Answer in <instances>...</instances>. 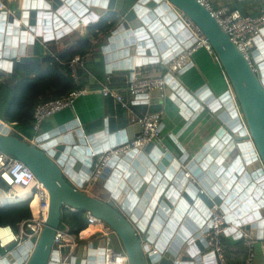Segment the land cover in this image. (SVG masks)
Wrapping results in <instances>:
<instances>
[{"label": "water", "instance_id": "1", "mask_svg": "<svg viewBox=\"0 0 264 264\" xmlns=\"http://www.w3.org/2000/svg\"><path fill=\"white\" fill-rule=\"evenodd\" d=\"M4 2L11 14L0 16V71L7 77L19 64L45 62L49 56L34 55L39 39L61 41L71 34L83 39L95 25L110 31L102 48L106 73L129 74L154 62L163 73L193 43L177 16L182 13L209 43L231 88L241 124L234 107L224 108L227 114L225 110L217 114L222 127L202 151L210 147L205 156L200 152L191 158L181 150L182 157L165 169L166 161L158 164L159 154L151 153L150 143L141 151L113 157L96 182L89 183L93 156L131 141L128 130L109 136L102 131L86 134L69 123L27 139L16 131V123L0 120V153L22 163L48 193L47 216L37 238L0 248V257L5 256L0 264L108 263L113 250L105 253L106 240L101 237L79 245L75 256H70L69 246L54 247L65 210L89 213L102 221L114 232L128 264H213V255L205 253L204 237L210 213L195 200L199 187L223 202L227 233L234 240L247 235L264 242V44L260 40L247 60L198 0H14V6ZM232 9L243 17L257 16L240 1ZM164 80L169 87L178 86L169 74ZM205 90L185 96L181 110L185 106L209 111ZM182 93L181 88L177 94ZM169 96L165 88L137 99L143 98L149 104L148 114H155ZM228 98L224 94L218 103ZM185 171L196 184L184 177ZM87 184L90 194L83 190Z\"/></svg>", "mask_w": 264, "mask_h": 264}, {"label": "built area", "instance_id": "2", "mask_svg": "<svg viewBox=\"0 0 264 264\" xmlns=\"http://www.w3.org/2000/svg\"><path fill=\"white\" fill-rule=\"evenodd\" d=\"M198 1L207 8L242 55L247 60H250L251 51L256 48L258 40L261 41L262 31H264V5L260 8L256 17H243L237 11L230 10L226 6L215 8L208 0ZM2 13L11 14L4 0H0V16ZM177 16L189 32L193 43L184 49L166 67L167 74L173 75V77L190 64L191 57L197 50L203 49L208 54L214 56L209 43L197 27L182 13H178ZM84 59L85 57L75 56L68 63L70 76L74 84L73 90L64 97L49 99L38 103L33 108L31 123L33 137L40 133L41 127L47 119L72 108L78 99L85 97L89 93L96 92L102 98L113 101L122 109H128L127 97L135 99L139 96L147 95L151 91H163L166 88L164 75L148 77L144 76L138 70H133L130 73V78L126 82L124 93L111 88L109 78H106L105 82L100 84L96 90L81 87L79 85L78 72L84 68ZM131 122L141 126L139 134L131 141L93 156L89 183L96 182L103 168H105L108 161L113 157L126 154L132 150L141 151L150 143H160V114H146L142 117H134ZM184 177L190 181H194L188 172L184 173ZM0 180L4 183V186L0 187V208L10 204L28 202L30 209L31 218L22 222L16 232L12 231L10 227H0V248H4L11 243H15V247H18L29 242L32 238H37L41 232L48 211V193L45 187L35 179L22 163L1 153ZM199 193L205 196L209 203L210 227L204 235L207 249L210 252L209 254L213 255L216 264H227L224 256L222 238L227 233L228 224L224 220V214L221 211L220 205L215 203L213 198L205 190H199ZM84 214L87 230L91 228L95 229L93 234L97 233L101 238L106 240L107 249H105V253L107 250H113L112 259L108 263L104 262V264H128L123 250L120 247H115V244L118 246L119 244L114 232L102 221L94 218L89 213ZM73 238L74 235L70 234L66 229H61L56 232L53 245L56 249L65 246L71 248L68 244L73 243ZM242 243L247 252L245 264H252L254 258V240L244 235L242 237ZM4 257L1 256L0 261Z\"/></svg>", "mask_w": 264, "mask_h": 264}, {"label": "crops", "instance_id": "3", "mask_svg": "<svg viewBox=\"0 0 264 264\" xmlns=\"http://www.w3.org/2000/svg\"><path fill=\"white\" fill-rule=\"evenodd\" d=\"M208 1L215 8L226 6L230 10H233L232 6L240 1L247 12L256 14L264 5V0ZM109 32L108 29V33L99 35L97 40L89 36L91 49L89 54L85 56L84 68L79 75V85L91 90H96L99 88L100 84L105 82L106 78H109L110 87L124 93L126 82L130 78V73H112L113 71L111 70V73L108 74L106 73L107 64L103 61L102 48L106 44L105 40L109 36ZM78 40L79 38L75 34L64 36L61 41L52 40L47 43H42L39 39L40 42L38 41L39 43H37V50L34 55L40 57L49 56L50 46H53L56 52L61 48H73ZM261 43L264 44V34L261 37ZM135 70L142 72L144 76L148 77L163 76L168 73L167 70L162 73L160 71V64L156 62L151 64L148 63ZM0 73L3 76V82L10 78L7 77L5 73L1 71ZM173 78L177 81L178 86L173 88L166 85L170 98H166L161 111L158 113L161 115V141L158 144L154 143L151 150V153L154 154L157 152L159 154V156H157L158 164L161 165V160L166 161L167 166H163L165 169H168L173 161H178L182 157L183 152L187 153L188 157L190 156L191 158L200 152L202 153L206 146L210 144V141L216 135L217 131L222 127L217 117L220 111L223 112L225 109L230 110L234 107L235 112L238 113L237 120L239 124H241L240 113L235 104L231 88L215 56L208 54L203 49L197 50L191 57L190 64L183 68ZM9 83L13 84L14 81L10 80ZM181 88L183 89V93L178 95L177 93ZM203 88L206 89L205 91L209 94L206 98L209 104L206 105H210L211 109L208 108L209 111H207V109L204 108L202 111H197L184 106V109L181 110L180 104L183 105L185 96L187 98L189 95H195ZM224 94L229 95L227 102L223 104L218 103V99ZM126 99L128 109H122L113 101L102 98L96 92L89 93L85 97L78 99L72 108L47 119L43 123L38 135L45 134L56 126L72 123L75 124L77 128H81L86 134L102 131L105 136H109L117 132L128 130V134L134 138L139 134L140 128L139 124L132 123L131 120L134 117H142L148 114L149 104H144L143 98L132 99L127 97ZM206 100L204 99L203 102ZM216 103L218 105L215 106ZM226 110L224 113L227 114ZM125 135L124 133L121 138H125ZM209 149L206 150V153H202V155L205 156ZM181 150L183 152H181ZM182 169H184V166ZM187 180L191 183L195 181ZM221 187H223L222 184ZM83 190L89 194L92 191L88 184ZM199 190L204 189L199 187L195 200H199V203H204V206L209 208L208 201L205 196L199 193ZM213 201L219 205L223 203L217 196ZM94 230L95 229L91 228L85 232H81V234L77 236L74 235L73 243L68 244L71 246L72 250L70 256H75L79 245L99 239V234H93V232H95ZM224 238L234 242L232 234L226 233ZM115 247L119 246L115 244ZM205 253L208 254L210 252L207 249ZM211 263L216 264L214 260H211ZM252 264H264V242L254 241V258Z\"/></svg>", "mask_w": 264, "mask_h": 264}, {"label": "trees", "instance_id": "4", "mask_svg": "<svg viewBox=\"0 0 264 264\" xmlns=\"http://www.w3.org/2000/svg\"><path fill=\"white\" fill-rule=\"evenodd\" d=\"M108 27L95 25L88 29L87 35L79 39L73 48H61L55 51L49 47V57L44 63L17 65L9 79L2 81L0 73V120L16 123V131L31 139L33 108L41 102L66 96L74 89L68 63L75 56L89 54L91 43L89 36L97 40L99 35L107 34ZM78 72V75H80ZM80 77V76H79ZM14 81L13 84L9 81ZM31 218L28 202L6 205L0 208V227H10L16 232L18 226ZM61 229L72 235H79L87 230L83 212L64 211ZM224 256L227 264H245L247 252L242 239L234 242L222 238Z\"/></svg>", "mask_w": 264, "mask_h": 264}, {"label": "rangeland", "instance_id": "5", "mask_svg": "<svg viewBox=\"0 0 264 264\" xmlns=\"http://www.w3.org/2000/svg\"><path fill=\"white\" fill-rule=\"evenodd\" d=\"M7 3H9L11 6H14L13 5V0H7ZM3 73H5V72H3Z\"/></svg>", "mask_w": 264, "mask_h": 264}]
</instances>
